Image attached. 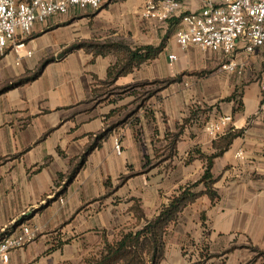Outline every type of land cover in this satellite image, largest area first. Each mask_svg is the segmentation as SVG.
<instances>
[{"label":"crops","instance_id":"1","mask_svg":"<svg viewBox=\"0 0 264 264\" xmlns=\"http://www.w3.org/2000/svg\"><path fill=\"white\" fill-rule=\"evenodd\" d=\"M114 1L98 11L75 8L70 14L37 22L26 40L27 49L33 52L31 57L25 51L16 54L11 48L0 57V155L19 153L16 167L21 170L33 163L28 160L30 154L35 155V164L44 157H52L57 164L66 154L89 149L88 158L67 184L66 198L59 197L39 209L44 220L59 213L70 218L63 232L67 231V240L63 235L57 237L56 230L44 234L41 226L35 242L13 251L8 263L0 264H85L105 242L132 229L121 228L113 240L96 231L109 228L110 220L105 216L109 203L93 213L89 190L97 185L104 193V178L75 186L79 173L91 162H97L100 169L115 160L125 166L128 154L135 155L136 123L126 127L122 150L116 152L115 141L120 136L116 132L124 119L110 128L112 117L119 113L114 108L119 107L118 101L102 108L109 104V97L99 96L98 91L177 78L148 99V120L157 126L154 135L165 137L167 145L149 164L148 171L127 181L129 214L136 219L132 208L138 202L146 218L157 216L179 189L198 182L208 159L220 153L212 159L210 189L215 198L203 183L192 189L199 195L170 226L159 264H264V96L260 85L264 49L252 54L241 47L231 54L202 51L193 45L181 49L176 41L180 19L175 20L179 24L173 32L168 30V21L140 18L146 0ZM184 4L189 10L202 7L200 0H184ZM115 43L131 50L150 46L160 47V51L152 58L134 62L112 81L109 69L123 64L127 55L112 47ZM172 55L177 59L170 60ZM229 61L241 65L242 72L226 71L223 65ZM26 73L33 76L18 83ZM6 83L9 85L2 87ZM225 116L231 117V122L217 137H211L207 127ZM175 135L178 138L172 146ZM133 159V166L141 168L139 151ZM47 167L42 166L40 173ZM33 180L19 190L18 209L30 195L35 202L36 194L45 193L52 185V176L47 173ZM124 187L113 192L114 196L121 197ZM83 201L90 207L80 213ZM119 206L111 207L118 208L116 218L123 216ZM56 221H43V225L51 228ZM93 234L101 235L98 251L86 257L85 248H93Z\"/></svg>","mask_w":264,"mask_h":264},{"label":"rangeland","instance_id":"2","mask_svg":"<svg viewBox=\"0 0 264 264\" xmlns=\"http://www.w3.org/2000/svg\"><path fill=\"white\" fill-rule=\"evenodd\" d=\"M112 1L113 0H104L101 8L108 6ZM140 18H142L141 13ZM175 20H179V18H171L168 20V30L174 32L177 29V25L179 23L177 21L175 22ZM31 76L33 75L26 73L25 75L20 77L21 79H18L29 80ZM18 79L16 78V80ZM8 85L9 83H6L2 87ZM162 86L163 85H146L141 87L117 89L114 91H112V89H109L108 91H112V93H109L107 90L105 91V89H100L98 91L99 96L109 97V99L106 101L109 104L105 103L102 108H108L111 101H118L117 105L119 107L111 104L112 106H114V108H116V110L119 111V113L116 115L117 117H112V120L110 121V128H114L113 125H115L118 121L124 119V123L122 124L121 129L117 130L116 132L117 134H120V136H118L116 139L120 143L121 150L123 133L126 132V127H133L135 123L137 126L136 128H134V146H132L133 150H135V155H132V152L128 154L125 166H122L120 160L118 162H116L115 160L114 164L107 166V168L100 169L98 166L96 167V164L98 163L93 161L79 173L77 181L75 183V186L82 187L85 182L88 183L92 180H98L100 182L104 178V193L99 190L97 185H94L89 190V193H91L92 196L89 201H94L92 203L93 213L97 212L101 208L105 209L106 203H109V209L105 212V216L110 220L109 228L96 229V231L103 232V236H108L109 240H113L116 237L118 230H120L121 228H125V230H128L130 228H133L137 223V219L133 218L132 215L129 214L130 206L128 204V201L130 199V195L128 192V187H126L127 181L131 178L143 174L145 171H148L149 164L154 162V158L156 155L163 153V150L167 145L165 143V137L157 138L154 135V132L157 130V126L155 124L153 125L148 120L150 114L148 109L149 96L159 90ZM175 88L177 87L174 86V91L176 90ZM132 96H134L135 98H133ZM155 97L159 98V95H155ZM137 116H142L145 118V120L141 121L142 117L138 118ZM102 134H100L99 136H101ZM138 151L141 160V168H135L133 166V156L136 157ZM88 155L89 149H86L82 153L66 154V157H61L60 162H58L57 164L54 163V159L52 157H50L51 159L48 160L46 157L41 158L35 164L34 159L36 157L34 154H30L28 160L30 162L33 161V163H29V166L27 168L21 170L16 167V162L21 157L19 153H8L6 157L0 155V234L3 232V230L5 231L8 228L18 226L23 221H29L30 224L38 228L42 226V229H44V234H46V232L56 230L59 231L57 237L63 235V239L67 240V231H65V233L63 232L68 228V222L70 218L67 216H63L62 213H59L57 217H55L56 215L53 214L45 216L44 220L41 213L39 212V209H41V205L47 204L49 202L51 203L54 200H57L59 197H62L63 200L66 198V195L64 193L67 188V184L70 182L72 172L77 173L79 168L82 166L83 161L88 158ZM94 156L98 155L94 154ZM150 156H153V158H150ZM127 162H130V164H128ZM44 165H49V168L47 167L45 169V172L40 173V168ZM45 173L52 176V185L46 189L45 193H37L35 196L37 201L35 202L32 201L33 195H30L28 197L30 198V200H27L25 202L23 208L18 209V207L16 206L20 201H17L16 199L20 197V195L18 194L19 190L22 189V187H26L30 182H34L33 179L38 180L39 178H43L45 176ZM106 182L108 183V185L106 184ZM123 184L125 185V187L122 190V196H114L115 191L119 189ZM29 194L30 193H28V195ZM23 196L26 197L27 194H23ZM85 203L86 202L83 201L82 205L84 206L80 205V207H83V209L80 210V213H83L85 207H90L89 204ZM118 204L120 205L119 211H123V216L120 215V217L116 218L115 213L118 212V208L114 209L111 207ZM54 218H57V224L54 227L47 228L46 225H43V221L52 222ZM116 220H118V223H116ZM113 222L118 224V228L116 225H114ZM97 223L98 220L96 223L94 222V226H96ZM42 236L43 235L40 234L39 237L41 238ZM91 241L93 248H85L87 251L86 257L94 255L98 251L97 244L99 243V241H101V235L97 234V236H95L93 234ZM64 264L73 263L65 262Z\"/></svg>","mask_w":264,"mask_h":264},{"label":"built area","instance_id":"3","mask_svg":"<svg viewBox=\"0 0 264 264\" xmlns=\"http://www.w3.org/2000/svg\"><path fill=\"white\" fill-rule=\"evenodd\" d=\"M198 10L187 9L184 0H146L141 17L159 22L179 18L181 27L176 32V41L181 49L193 45L202 51L233 53L238 47L252 54L264 49V0H200ZM104 0H0V57L8 49L16 54L25 51L27 57L33 52L27 49V38L37 22H44L57 14H70L80 10L101 9ZM177 56H170L176 60ZM223 68L230 73H241L242 66L229 61ZM264 96V75L261 80ZM231 117H222L207 127L208 134L215 138L231 122ZM116 152H121L118 140ZM62 202V200H60ZM39 228L24 222L0 234V261L8 263L13 251L36 241Z\"/></svg>","mask_w":264,"mask_h":264},{"label":"trees","instance_id":"4","mask_svg":"<svg viewBox=\"0 0 264 264\" xmlns=\"http://www.w3.org/2000/svg\"><path fill=\"white\" fill-rule=\"evenodd\" d=\"M111 45L115 49L122 50L124 53L127 52L126 57L124 56L125 61L123 64L120 66L117 64L109 69L108 75L112 81L117 76L128 71L134 65V62L139 63L148 58H152L160 51V47L142 46L131 50L122 44L115 43ZM178 80L179 78L154 81L151 83H139L130 88L146 85H163L162 87H164ZM26 81L28 79L20 80L18 83H25ZM177 138L178 135L173 137L171 142L172 146L175 144ZM218 155L220 153L208 159L201 179L195 184L185 189L181 188L173 194L169 199V203L162 207L157 216L151 219L146 218L139 203L135 202L132 210L137 219L136 225L131 230L121 232L117 239L111 242H105L104 247L95 256L88 259L85 264H159L163 257L165 237L170 226L177 222L182 210L199 195V193L192 192V189H195L199 184L203 183L210 197L212 199L215 198V193L210 189V185L213 182L211 168L213 157H217ZM75 173L72 172L71 178L74 177Z\"/></svg>","mask_w":264,"mask_h":264}]
</instances>
